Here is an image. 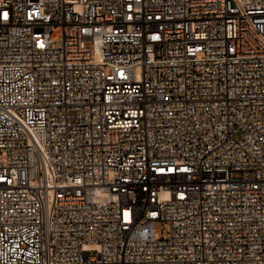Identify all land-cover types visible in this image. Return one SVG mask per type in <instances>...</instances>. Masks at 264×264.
Here are the masks:
<instances>
[{
	"label": "built area",
	"instance_id": "1",
	"mask_svg": "<svg viewBox=\"0 0 264 264\" xmlns=\"http://www.w3.org/2000/svg\"><path fill=\"white\" fill-rule=\"evenodd\" d=\"M0 264H264V0H0Z\"/></svg>",
	"mask_w": 264,
	"mask_h": 264
}]
</instances>
